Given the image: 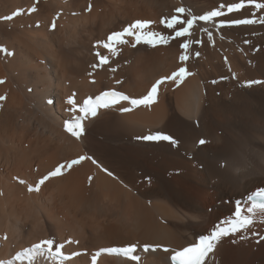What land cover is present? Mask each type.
Here are the masks:
<instances>
[{
	"label": "bare ground",
	"instance_id": "bare-ground-1",
	"mask_svg": "<svg viewBox=\"0 0 264 264\" xmlns=\"http://www.w3.org/2000/svg\"><path fill=\"white\" fill-rule=\"evenodd\" d=\"M217 3L0 0V47L14 53L0 54V80L5 81L0 96L6 97L0 101V163L7 165V175L0 171V205L10 207L11 213L16 205L30 206L26 197L42 202L37 223L16 212L7 218V230L0 225V261L53 238L65 245L62 251L68 258L60 264H92L102 249L133 244L138 262L101 252L97 264H170L171 250L209 234L232 214L236 200L264 187V84L246 86L248 80L264 81V25L214 29L211 42L195 29L194 38L203 43L192 46L200 56L193 53L183 65L191 75L178 85L171 81L161 85L155 104L132 108L124 102L101 109L97 117L85 121L80 139L64 128L72 116L67 110L69 96L75 94L82 103L116 90L139 98L157 79L181 66L183 50L176 40L153 48L133 47L128 38L130 43L119 46L117 56L97 47L98 42L137 20L153 21V30L168 33L159 21L175 14L176 7L203 14ZM33 6L37 10L30 13ZM15 11L24 14L3 19ZM256 13L253 9L233 15ZM258 14L264 16V11ZM97 51L110 56L108 65L92 67L98 63ZM121 107L131 110L122 112ZM7 124L15 130L14 149L6 147L2 135ZM156 133L171 135L179 143L138 139ZM201 138L205 145L198 144ZM82 155L97 163L82 161L50 178L38 194L13 180L25 177L27 184H36L57 166ZM66 200L67 209L62 207ZM45 208L61 213L49 215ZM262 215L264 211L257 209L252 217L262 229L260 237ZM250 227L247 239H240V234L223 239L208 264H264V240L254 239ZM144 245L155 250L149 247L145 252Z\"/></svg>",
	"mask_w": 264,
	"mask_h": 264
},
{
	"label": "snow or ice",
	"instance_id": "snow-or-ice-1",
	"mask_svg": "<svg viewBox=\"0 0 264 264\" xmlns=\"http://www.w3.org/2000/svg\"><path fill=\"white\" fill-rule=\"evenodd\" d=\"M253 9L257 10V13L253 16L233 15L241 13L242 10L251 11ZM36 10V7L33 6L28 11L32 13ZM91 10L92 5L89 4L87 11L90 12ZM259 11H264V2H259V0H218L215 8L203 14H194L192 9L187 6L176 7L174 9L175 14L162 17L159 21L165 29L170 30L168 33L153 30L151 26L154 22L150 20H137L124 27L122 30L113 31L107 36L106 41L97 43V47H102L111 53L112 56H117L119 54V46L130 43L128 38H132L131 43L133 47L144 44L153 48L160 45H167L173 40H176L179 42V47L183 50L179 55L181 66L170 75L157 79L148 93L139 98H133L116 90L103 91L95 97L86 98L82 103L77 102L75 94L69 96L66 103L70 107L67 110L72 113V116L64 123L65 131L72 137L80 139L85 135V121L97 117L101 109H110L117 105H122L124 102H127L132 108L155 104L161 85L166 81H171L178 85L183 82L187 76L191 75L189 69L183 65L186 64L193 53L195 57L200 56V52L195 51L192 46L194 44L203 43L201 40L194 38L196 36L195 29H199L200 32L206 34L208 41L211 42L213 40L214 29L222 30L231 27L254 26L257 24L264 25V16L259 15ZM22 14L24 13L17 11L13 15L6 16L3 19L13 20L15 16ZM198 22H203V25L198 24ZM56 27V21L53 20L51 28L55 29ZM245 43H248V41H245ZM0 54L5 57L14 55L13 52H10L4 47H0ZM95 55L98 58V63L93 64V68L108 65L110 63L109 55H104L100 51H97ZM111 71L115 72L116 69L112 68ZM3 83H5V81L0 80V84ZM117 83H120V81H117ZM258 84H264V81L255 79L246 81L247 87ZM5 99L6 97L0 96V101ZM47 102L49 104L53 103L52 100H48ZM120 110L122 112H128L131 108L121 107ZM138 139L150 142L164 141L172 146H177L179 143L175 137L164 133L149 134L138 137ZM206 143L207 141L203 138L198 140L199 145H205ZM86 159H92V157L82 155L77 159H72L65 164L57 166L53 171L41 177L34 187L28 186V191L39 192L41 186L50 178L63 175L65 170H71L75 165H79ZM92 162L94 164L97 163L94 159H92ZM104 170L107 171V169ZM108 175H112V173L108 172ZM89 179L91 180V177ZM19 183L24 184L25 181L19 180ZM257 209L264 211V187H258L254 191H251L245 199L236 200L232 214L219 224L214 225L209 234L201 236L198 240H194L187 246L171 250L170 264H208L209 259L215 254L218 245L223 239L236 237L237 234H240V239H247L246 233L249 227L254 223L252 217ZM260 240H264V236H261ZM260 240H258L257 243H259ZM235 242L234 239L233 243ZM68 243H72V241H68ZM64 247V243H57L53 238L44 239L33 244L31 247L18 251L11 260L0 261V264H17V262H19V264H25V261H27V264H35L38 258L48 260L50 264H60V262L68 258L62 251ZM149 247L153 246L144 245V251L147 252ZM153 250H155V247H153ZM164 251L169 252L170 250L164 248ZM101 252L109 255L115 254L117 256H122L134 262L140 260V256L136 254L137 246L133 244L125 247H109L102 249L92 257V264H97V257L101 255ZM74 255H79V253H75Z\"/></svg>",
	"mask_w": 264,
	"mask_h": 264
},
{
	"label": "rangeland",
	"instance_id": "rangeland-1",
	"mask_svg": "<svg viewBox=\"0 0 264 264\" xmlns=\"http://www.w3.org/2000/svg\"><path fill=\"white\" fill-rule=\"evenodd\" d=\"M34 1V0H33ZM34 2H32V4H33ZM31 4V5H32ZM29 6H28V8L31 6L30 4H28ZM15 13H16V11H15ZM14 14V12L13 13H11L10 15H13ZM9 16V15H8ZM24 112V111H23ZM2 135H5L6 137H5V140L7 141L6 142V147L8 148L9 147V149H14V142H13V140H14V138L16 137L15 136V130H14V128L12 127V126H9L8 124H7V127L2 131ZM17 135V134H16ZM10 139V140H9ZM9 141V142H8ZM13 143H12V142ZM7 143H8V145H7ZM11 146V147H10ZM0 171L3 173L4 171H5V173H6V175H7V165L6 164H2V162L0 163ZM200 168H202L201 166L199 167V169ZM9 173V172H8ZM10 175V174H9ZM13 180L14 181H16L19 185H21V186H24V187H26V191L27 192H29L28 191V186H35V183L34 182H31V183H28L27 184V179L25 178V177H23V178H21V179H17V177H13ZM19 180H24L25 181V183L24 184H21V183H19ZM52 191V190H51ZM51 191L48 193V194H50L51 193ZM33 192V191H32ZM32 192H30V193H32ZM34 194H38V192H36V191H34L33 192ZM27 199V200H26ZM26 202H30V206L29 207H27L26 205H24V206H18V205H16L17 207L14 209V208H12V214H17L16 212H19L18 213V215H20V216H22V214H23V217H27L28 219H30V220H35V223H37L38 222V212H39V207H41V205H42V202H41V199H39L38 198V202H40V203H38L37 202V199L36 198H34L33 200H31L29 197H26ZM40 200V201H39ZM34 201V202H33ZM67 202H69V200H66V201H64V203H66V204H64V205H62V207L63 208H65V207H68V203ZM14 206V205H13ZM65 209H67V208H65ZM72 209V208H71ZM10 207H8V206H3V205H0V225L2 226V230H7V218L10 216V215H12L11 213H10ZM18 210V211H17ZM60 210V209H59ZM59 210H57V212H59ZM45 211H47V208H45ZM4 212H6V213H4ZM55 210H53L52 212H50V211H47V213L49 214V215H55V216H57V213ZM36 213V214H35ZM40 213V212H39ZM59 213H61V212H59ZM9 214V215H8ZM25 215V216H24ZM262 216H264V215H262ZM222 220H224V219H221L220 220V222L222 221ZM254 220V219H253ZM3 221V222H2ZM254 225H256V224H253L251 227H250V229L251 230H254L255 232V235L253 234V236H254V239H258V238H260V236H259V234L258 233H260L261 232V227L259 228V226H254ZM0 226V227H1ZM5 226V227H4ZM4 228V229H3ZM256 229V230H255ZM35 232H37V230H34L33 231V233H35ZM252 236V237H253ZM1 240V239H0ZM35 243H38V242H35ZM35 243H33V244H35ZM68 243V242H67ZM32 244V245H33ZM1 245H2V242L0 241V247H1ZM29 247H31V246H29ZM27 248V247H26ZM24 248H20V249H18V251L20 250H23ZM40 259V260H39ZM44 262V263H46L48 260H45V259H41V258H38L37 259V263H39V262ZM26 263H27V261H25ZM25 263V264H26ZM48 263H50V261L48 262ZM17 264H19V262H17Z\"/></svg>",
	"mask_w": 264,
	"mask_h": 264
}]
</instances>
